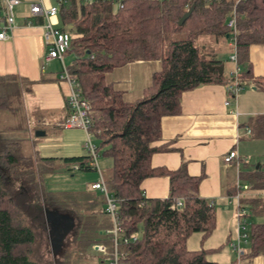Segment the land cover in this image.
I'll list each match as a JSON object with an SVG mask.
<instances>
[{
    "label": "trees",
    "instance_id": "16d2710c",
    "mask_svg": "<svg viewBox=\"0 0 264 264\" xmlns=\"http://www.w3.org/2000/svg\"><path fill=\"white\" fill-rule=\"evenodd\" d=\"M118 2L120 7H116ZM192 7L189 18L179 26L178 21ZM57 8L58 29L70 35L65 57L72 56L73 61L67 69L90 106V132L98 140L97 155L111 160L104 181L116 203L118 264H219L206 258L213 250L202 247L217 224L215 203L198 193L203 175H188L185 164L173 171L153 168L151 159L169 151L168 144L161 143V120L180 114L183 93L228 84L224 73L208 68L224 61L214 52L205 53L196 41L205 37L227 45L232 11L241 78L252 80L249 50L264 45V0H110L94 4L67 0L57 3ZM138 61H159L160 70L152 75L140 99L126 102L105 76ZM23 83L16 76H0V264H38L32 259L35 234L26 224L21 203L7 187L13 178L25 183V189L31 185L35 205L57 218L52 222L58 242L50 244L54 249L51 264H76L100 246L112 253L113 222L102 193L90 188L77 192L41 189L39 195L41 176L61 167L55 159L33 161L23 117ZM253 87L264 91V78H256ZM261 121L264 116L251 120L249 126L264 137ZM89 161L87 155L63 159L67 171L73 165L78 171H93ZM154 177L168 178L166 199H147L140 189L145 179ZM240 180L249 185L241 204L249 210L248 220H254L249 221L250 244L243 258H252L264 253V165L241 174ZM236 191L233 187L227 195ZM177 199L183 203L180 209L174 207ZM195 233L200 235L201 247L190 250L188 240ZM101 262L108 264V257L102 255Z\"/></svg>",
    "mask_w": 264,
    "mask_h": 264
},
{
    "label": "crops",
    "instance_id": "0c3cea01",
    "mask_svg": "<svg viewBox=\"0 0 264 264\" xmlns=\"http://www.w3.org/2000/svg\"><path fill=\"white\" fill-rule=\"evenodd\" d=\"M20 1L24 3V9L16 12L14 28L9 33L8 40L0 41V76H16L24 82L23 107L27 114V138L34 160L55 159V165L65 167L63 159L87 155L83 146L85 133L80 129H64L59 126L69 114L66 103L68 86L59 79L60 64L57 61L45 64L43 61L47 47L43 38L42 21L36 18L31 25L26 23L25 17L28 15L30 3L34 0ZM1 2L2 0L0 5ZM45 4L57 6L55 0H46ZM54 23L60 28L57 17ZM227 45L232 49L229 43ZM72 61V56L64 59L66 66ZM230 64L232 69L228 70L225 76L227 79L234 69V65L231 62ZM222 65L226 75L225 63ZM248 65L252 80H246L245 83L250 91L247 88L242 90L237 95L236 105H225L229 96L227 87L223 84L205 85L183 93L180 114L161 120V143L168 144L169 151L157 153L151 159L153 168L173 171L185 164L188 175H203L198 188L199 196L213 201L215 207L222 205L224 211H228V190L236 188V184L247 185L245 182L240 183V175L248 171L247 158L243 157L245 152L242 141L250 139L257 142L264 139L249 126L251 120L264 116V91L253 87L256 78H264V45L250 48ZM240 69L242 71L241 67ZM159 70V61H138L114 69L106 74L105 80L123 93L126 102H134L142 97L144 89L151 84L152 75ZM262 123L264 122L261 121ZM51 128L72 132L54 136L55 144L66 148L62 152L64 156L43 154L47 147L38 139L45 138L47 130ZM243 129H249L250 135H242ZM36 132H44V136L37 138ZM36 146L39 153H42L39 157L32 152ZM73 150L74 153L71 152ZM232 150L237 152L238 161L224 163V157ZM258 168L259 166L255 169ZM97 180V174L88 176L85 189ZM140 189L147 199H166L169 180L167 177L148 178L141 183ZM247 193L249 191L244 194ZM235 235L236 225L234 233L230 231L228 234L227 245ZM226 257H223L224 263L221 264H234V258ZM240 264H264V253L252 258L244 257Z\"/></svg>",
    "mask_w": 264,
    "mask_h": 264
},
{
    "label": "built area",
    "instance_id": "2783aa9c",
    "mask_svg": "<svg viewBox=\"0 0 264 264\" xmlns=\"http://www.w3.org/2000/svg\"><path fill=\"white\" fill-rule=\"evenodd\" d=\"M58 4H64L67 0H55ZM84 4L104 3L110 0H78ZM244 1V0H238ZM46 0H34L31 2L28 15L25 17L28 25L32 24L33 19H40L43 24V38L47 47V52L43 57L45 64L53 61H57L61 66V73L59 79L65 82L68 86V94L66 98L67 108L69 111L68 117L59 125L64 129H80L85 133V145L84 148L87 151V156L90 158L88 166L93 169L98 175L97 182L91 184L89 188L94 191H99L105 197L106 205L105 211L113 222V229L110 233L113 235L112 242L114 244V250L112 253H107L104 246L97 247L103 255L108 257V264H118V254L116 251L117 235L119 227L116 220V203L115 200L108 194L105 181L102 173L99 169L97 146L92 143V134L90 132L91 120H90V106L88 102L81 97L80 88L77 81L71 77L67 66L64 62L65 54L70 47V35L66 32L54 28L52 20L57 17V6H47ZM20 0H2L1 8H3V14L0 13V41H6L9 38V33L13 30L15 24L14 9L20 6ZM116 7H120V3L116 4ZM235 11H232L231 17L227 21V27L232 31V35L229 40V45L233 51L229 56V61L234 65V69L229 75V82L226 85L229 100L225 103L226 106L234 103L236 105L237 95L246 87L245 81L241 78V69L238 65L235 37L237 35L235 27ZM250 130L246 129L245 134L250 135ZM238 155L235 150L230 151L223 159L224 163L231 164L234 161H238ZM71 169L78 171L77 165L71 166ZM236 193L227 197L228 204H234L237 210V222H236V235L233 240L228 243V247L234 252L236 260L235 264H240V261L245 254L242 249V244L247 245L248 235L247 229L249 228L248 214L249 210L242 206L241 198L244 193L249 191L248 185L236 184ZM183 203L177 199L174 207L177 209L182 208ZM131 239H135L132 236Z\"/></svg>",
    "mask_w": 264,
    "mask_h": 264
},
{
    "label": "rangeland",
    "instance_id": "374dc122",
    "mask_svg": "<svg viewBox=\"0 0 264 264\" xmlns=\"http://www.w3.org/2000/svg\"><path fill=\"white\" fill-rule=\"evenodd\" d=\"M20 6L14 9V13L16 16V12L20 9H24V3L20 1ZM1 15L3 14V8L0 10ZM52 25L54 28H58V25L54 23V19L52 20ZM196 45L199 47H203V51L205 53L214 52L217 54V57L224 61L225 63V76H227V72L229 69H232V65L230 64L229 56L231 55V49L228 45L222 44H214L209 38L201 37L196 41ZM68 64V63H67ZM60 72L61 67H60ZM247 91H250V87H246ZM23 117L26 119V112L23 111ZM245 130L243 129L242 135ZM58 133L68 134L72 133L69 131H61L54 130V128L47 130V135L44 138H39L38 141L43 142V145H46L47 151L43 154L46 155H54V156H64L62 152L66 150V148L62 145L55 144L54 136ZM37 139V138H36ZM57 142V141H56ZM83 143L85 145V136L83 139ZM92 143L98 146V140L92 136ZM83 145V146H84ZM242 147L244 149L243 157L247 158L248 166L246 167L248 171L246 173L251 172V170L255 169L257 166L264 165V139L257 140V142L250 141V139H244L242 141ZM84 151H87L84 148ZM34 156H40L42 154L39 153L38 146L32 149ZM74 153V150L71 151ZM72 153V154H73ZM58 154V155H55ZM75 154L77 152L75 151ZM35 158H33L34 161ZM99 169L102 173L103 178H107L111 171V160L107 157H99L98 158ZM97 174L91 173L90 171H67L64 167L56 169L53 174L42 175L41 180L38 183L39 195H41V189L43 191L49 192H61V191H71L77 192L84 190L86 188V183L88 182V176ZM36 181L38 179L36 177ZM244 181H240L243 184ZM25 184V183H24ZM24 184L21 180L10 179L7 187L10 193L16 198V200L21 203L23 207V215L26 220V224L33 230L35 234V247L32 255V259L36 260L38 264H51L53 258L54 250L50 247V244L56 245L55 241V227L53 228L52 222H54L57 218L55 216L45 212L42 208V205H35L33 202V196L31 194V185L30 188H24ZM227 204L228 211H224L222 205L216 206V229L212 236L203 243L204 249L213 250L207 255V259L211 261H216L218 263H224L223 257L234 258L236 260L234 252L228 247L226 244L228 234L230 231L235 229V225L237 222V210L234 204ZM54 217V218H53ZM51 219V223L47 221ZM249 221H254L250 219ZM248 235L250 236L249 228L247 229ZM54 234V235H53ZM200 235L198 233L192 234L188 240V249L195 250L200 249L201 245L199 243ZM250 238L247 240V245L242 244V249L246 252L249 248ZM52 248V250H51ZM102 252L99 249L88 251L86 255L81 256L76 264H101ZM226 257V258H227Z\"/></svg>",
    "mask_w": 264,
    "mask_h": 264
},
{
    "label": "water",
    "instance_id": "95a60500",
    "mask_svg": "<svg viewBox=\"0 0 264 264\" xmlns=\"http://www.w3.org/2000/svg\"><path fill=\"white\" fill-rule=\"evenodd\" d=\"M193 11V7L190 8L183 16L182 18L178 21V25L181 26L190 16L191 12ZM208 68L213 71V70H216L218 71L219 75H222L223 74V65H219V66H211V65H208ZM35 136L37 138L39 137H42L44 136V132H36L35 133Z\"/></svg>",
    "mask_w": 264,
    "mask_h": 264
}]
</instances>
